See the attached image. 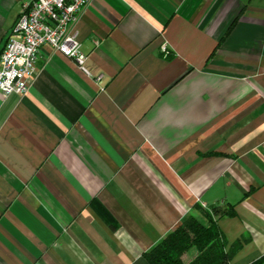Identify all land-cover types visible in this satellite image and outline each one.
<instances>
[{"label": "crops", "instance_id": "crops-1", "mask_svg": "<svg viewBox=\"0 0 264 264\" xmlns=\"http://www.w3.org/2000/svg\"><path fill=\"white\" fill-rule=\"evenodd\" d=\"M21 3L0 0V51ZM69 32L84 69L44 45L0 92V264H149L230 204L229 264H264V0H92Z\"/></svg>", "mask_w": 264, "mask_h": 264}, {"label": "built area", "instance_id": "built-area-1", "mask_svg": "<svg viewBox=\"0 0 264 264\" xmlns=\"http://www.w3.org/2000/svg\"><path fill=\"white\" fill-rule=\"evenodd\" d=\"M92 0H22L20 11L0 51V92L22 94L35 74L42 46L74 59L81 69L86 55L69 32L80 9ZM167 54L166 47H162Z\"/></svg>", "mask_w": 264, "mask_h": 264}, {"label": "trees", "instance_id": "trees-1", "mask_svg": "<svg viewBox=\"0 0 264 264\" xmlns=\"http://www.w3.org/2000/svg\"><path fill=\"white\" fill-rule=\"evenodd\" d=\"M171 54L166 55L171 58ZM233 204L222 208L212 205L204 208V218L194 214L186 216L181 223L160 242L145 253L149 264H229L234 252L241 246L239 242L228 243L217 225L218 215L231 216ZM193 249L189 260L183 256Z\"/></svg>", "mask_w": 264, "mask_h": 264}, {"label": "rangeland", "instance_id": "rangeland-1", "mask_svg": "<svg viewBox=\"0 0 264 264\" xmlns=\"http://www.w3.org/2000/svg\"><path fill=\"white\" fill-rule=\"evenodd\" d=\"M204 208L206 207H203V206H198L196 208V211H195V214L194 216L200 220H202L204 218ZM185 255V254H184Z\"/></svg>", "mask_w": 264, "mask_h": 264}]
</instances>
